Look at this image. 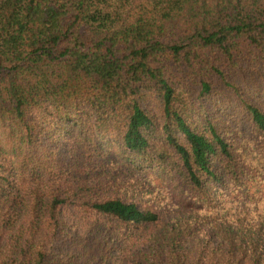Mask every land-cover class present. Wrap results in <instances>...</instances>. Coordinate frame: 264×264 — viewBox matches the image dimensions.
Returning <instances> with one entry per match:
<instances>
[{
    "label": "trees",
    "instance_id": "trees-1",
    "mask_svg": "<svg viewBox=\"0 0 264 264\" xmlns=\"http://www.w3.org/2000/svg\"><path fill=\"white\" fill-rule=\"evenodd\" d=\"M0 264H264V0H0Z\"/></svg>",
    "mask_w": 264,
    "mask_h": 264
}]
</instances>
